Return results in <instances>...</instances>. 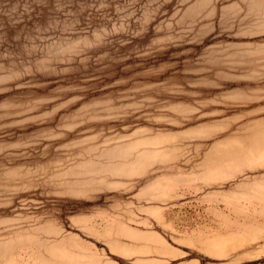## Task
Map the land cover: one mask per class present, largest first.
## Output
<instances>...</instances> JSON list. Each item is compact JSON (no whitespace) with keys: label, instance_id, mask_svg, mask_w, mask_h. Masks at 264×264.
Returning <instances> with one entry per match:
<instances>
[{"label":"rangeland","instance_id":"374dc122","mask_svg":"<svg viewBox=\"0 0 264 264\" xmlns=\"http://www.w3.org/2000/svg\"><path fill=\"white\" fill-rule=\"evenodd\" d=\"M0 264H264V0H0Z\"/></svg>","mask_w":264,"mask_h":264}]
</instances>
